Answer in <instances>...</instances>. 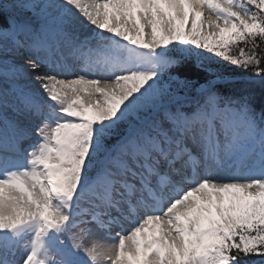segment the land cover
Instances as JSON below:
<instances>
[{
    "label": "snow or ice",
    "instance_id": "6c2138e0",
    "mask_svg": "<svg viewBox=\"0 0 264 264\" xmlns=\"http://www.w3.org/2000/svg\"><path fill=\"white\" fill-rule=\"evenodd\" d=\"M0 264H264V0H0Z\"/></svg>",
    "mask_w": 264,
    "mask_h": 264
},
{
    "label": "bare ground",
    "instance_id": "6f19581e",
    "mask_svg": "<svg viewBox=\"0 0 264 264\" xmlns=\"http://www.w3.org/2000/svg\"><path fill=\"white\" fill-rule=\"evenodd\" d=\"M127 226V225H126ZM93 236H96V237H103L104 234L102 232H95L93 234ZM93 236H91V239L90 241L92 242V244H95L97 245L98 247H104V246H107V241L104 240V239H95L93 238Z\"/></svg>",
    "mask_w": 264,
    "mask_h": 264
},
{
    "label": "rangeland",
    "instance_id": "374dc122",
    "mask_svg": "<svg viewBox=\"0 0 264 264\" xmlns=\"http://www.w3.org/2000/svg\"><path fill=\"white\" fill-rule=\"evenodd\" d=\"M104 234V233H103ZM86 239H87V242L89 243V245H92V242L90 241V239H91V236H89V237H86Z\"/></svg>",
    "mask_w": 264,
    "mask_h": 264
}]
</instances>
